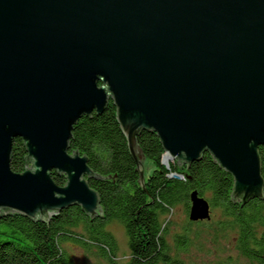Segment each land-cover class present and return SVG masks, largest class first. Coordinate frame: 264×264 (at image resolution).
Masks as SVG:
<instances>
[{"label": "water", "instance_id": "obj_1", "mask_svg": "<svg viewBox=\"0 0 264 264\" xmlns=\"http://www.w3.org/2000/svg\"><path fill=\"white\" fill-rule=\"evenodd\" d=\"M109 100L141 183L136 137L151 130L166 167L208 151L234 199L261 197L264 0H0V214L47 221L73 204L100 214L87 157L67 149L78 119ZM15 138L21 172L10 168ZM209 215L192 191L188 219Z\"/></svg>", "mask_w": 264, "mask_h": 264}, {"label": "trees", "instance_id": "obj_2", "mask_svg": "<svg viewBox=\"0 0 264 264\" xmlns=\"http://www.w3.org/2000/svg\"><path fill=\"white\" fill-rule=\"evenodd\" d=\"M136 144L152 163L143 183L112 100L101 113L80 117L71 131L67 152L87 157L93 175L86 179L98 194L100 214L90 216L77 204L61 209L47 221L5 211L0 214V264H76L64 247L66 242L116 264L117 241L108 229L112 222L125 231L129 255L124 264H182L171 254L166 239L168 214L178 205L189 212L192 191L207 199L210 211L217 214L207 231L232 238L236 254L229 253L213 264H264V184L261 197L238 201L232 197V175L208 151L189 165L173 159L166 167L161 163L164 149L154 131L142 130ZM25 156L23 140L15 138L12 171H23ZM258 156L264 182V145L258 147ZM51 177L57 185L66 181L54 170ZM210 218L211 214L196 222L188 219L187 224L206 223ZM173 240L178 253L186 252L191 244L185 229Z\"/></svg>", "mask_w": 264, "mask_h": 264}, {"label": "rangeland", "instance_id": "obj_3", "mask_svg": "<svg viewBox=\"0 0 264 264\" xmlns=\"http://www.w3.org/2000/svg\"><path fill=\"white\" fill-rule=\"evenodd\" d=\"M143 166L144 177H147L151 173L152 163L150 160L145 159ZM210 212L211 218L206 223L191 225L187 224L188 212L186 213L181 205L176 206L168 214L166 239L169 243L171 254L174 257H178L182 264H213L217 259L224 258L229 253L232 255L236 254L231 241L232 238H222L207 231L211 226L209 223L213 224L217 216L213 211ZM108 229L113 233L117 241L114 261L116 264H124L129 255L125 231L122 225L116 222L110 223ZM184 229L189 231L191 244L186 252L180 251L178 253L173 239L175 234L183 232ZM64 247L76 264H108L106 260L97 258L93 252H88L74 243L66 242Z\"/></svg>", "mask_w": 264, "mask_h": 264}, {"label": "bare ground", "instance_id": "obj_4", "mask_svg": "<svg viewBox=\"0 0 264 264\" xmlns=\"http://www.w3.org/2000/svg\"><path fill=\"white\" fill-rule=\"evenodd\" d=\"M164 160H167V156L164 157ZM170 161V160H169Z\"/></svg>", "mask_w": 264, "mask_h": 264}, {"label": "built area", "instance_id": "obj_5", "mask_svg": "<svg viewBox=\"0 0 264 264\" xmlns=\"http://www.w3.org/2000/svg\"><path fill=\"white\" fill-rule=\"evenodd\" d=\"M178 177H180V176H178Z\"/></svg>", "mask_w": 264, "mask_h": 264}]
</instances>
